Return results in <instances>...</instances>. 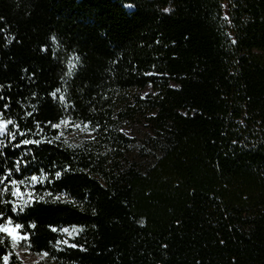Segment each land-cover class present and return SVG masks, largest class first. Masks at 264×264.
Listing matches in <instances>:
<instances>
[{
	"label": "trees",
	"instance_id": "trees-1",
	"mask_svg": "<svg viewBox=\"0 0 264 264\" xmlns=\"http://www.w3.org/2000/svg\"><path fill=\"white\" fill-rule=\"evenodd\" d=\"M0 86L13 144L63 132L0 150L64 194L0 203L39 264H264V0H0Z\"/></svg>",
	"mask_w": 264,
	"mask_h": 264
},
{
	"label": "snow or ice",
	"instance_id": "snow-or-ice-1",
	"mask_svg": "<svg viewBox=\"0 0 264 264\" xmlns=\"http://www.w3.org/2000/svg\"><path fill=\"white\" fill-rule=\"evenodd\" d=\"M131 7V5H129ZM15 39V37H9L8 43H12V40ZM53 43H55V38L53 37ZM232 43L235 44L236 41L232 40ZM42 51H45L46 49H41ZM73 60L76 62L79 61V57H72L67 61L68 71L65 72L63 75L64 77H71L73 69L76 67V64L73 63ZM27 71V69H25ZM63 79V77H62ZM2 87V86H0ZM9 87H11L9 85ZM66 91V90H65ZM57 93H61V88L57 87L54 91L50 92L48 95L52 97L53 100L57 99ZM35 95V94H33ZM4 97L0 96V100H3ZM59 101L64 104L65 107H68V105L65 103V95L63 93L59 96ZM5 108L8 107L7 104L4 105ZM35 107H33V112H35ZM28 116H32L33 113H28ZM48 125L51 127V129H61L62 125H67L69 121L67 119H61L59 122H47ZM91 122H75L72 121L71 125L73 129H80L82 126L84 128H89ZM12 126V128H15V131L12 130L9 126ZM36 128L40 129L41 124L39 121L36 122ZM93 130H95L93 128ZM26 137V133L20 131L19 126L16 124V122L12 119L5 118L4 114L0 112V150L3 148H7L9 144H12L13 147L19 148L21 145H40L41 143H47L49 145L55 144L57 141H60L63 143L64 141H61V136L63 135V132H58L56 135L52 136L51 138L45 137L43 140L41 139H28L24 138L20 142L13 144L14 141L17 140V136ZM33 135H38V133H33ZM7 141V142H6ZM0 155H3V152L0 151ZM27 155V153H25ZM22 160H18L15 163L14 169L7 172V175L0 176V203L2 204H11L12 207L10 209L11 212L15 213L16 215H19L22 213L26 207L30 206L33 201H43L45 196L52 197L53 202L62 201L64 194H54L51 191H47L44 193V195H38L32 190H30L31 187L37 185V184H43L46 181H49V176L47 174L43 175H31L29 177H25L24 179H11L13 176V172H20L21 169ZM70 167H64L61 170H58L55 172V178L60 179L61 176L64 173L70 172ZM9 185H10V192H9ZM25 186V191L21 192L20 186ZM10 194L11 197L15 198V200H6L3 197L5 195ZM75 203V202H72ZM0 233L5 234L6 237L10 238L13 247L16 246V242L19 240H27L28 236L20 235V230L23 228V225L20 223H14L13 218L8 217L4 218L3 214L0 213ZM31 228H35V224L30 225ZM51 231L56 232L57 229L55 227L51 228ZM70 231H75V229L70 230L69 228H63V233H70ZM5 236H0V243H3V240ZM58 243H65L68 242L65 241H58ZM68 247L70 248H80L81 251H84L83 247L78 246L77 244H69ZM44 255H47L45 252ZM9 260V256L5 255L3 257L4 264H7Z\"/></svg>",
	"mask_w": 264,
	"mask_h": 264
},
{
	"label": "rangeland",
	"instance_id": "rangeland-1",
	"mask_svg": "<svg viewBox=\"0 0 264 264\" xmlns=\"http://www.w3.org/2000/svg\"><path fill=\"white\" fill-rule=\"evenodd\" d=\"M15 254L17 258L23 263V264H39L40 258L27 252L23 251L17 247L14 248Z\"/></svg>",
	"mask_w": 264,
	"mask_h": 264
}]
</instances>
